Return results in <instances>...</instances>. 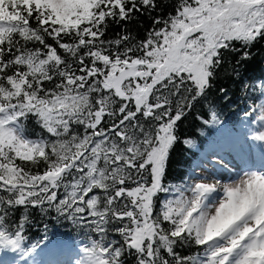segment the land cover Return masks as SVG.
I'll use <instances>...</instances> for the list:
<instances>
[{"label": "snow or ice", "instance_id": "6c2138e0", "mask_svg": "<svg viewBox=\"0 0 264 264\" xmlns=\"http://www.w3.org/2000/svg\"><path fill=\"white\" fill-rule=\"evenodd\" d=\"M256 56L264 0H0V264H45L34 213L79 237L47 264H264V168L171 177L197 105L224 127L223 65L235 142L264 146V78L240 70Z\"/></svg>", "mask_w": 264, "mask_h": 264}, {"label": "trees", "instance_id": "16d2710c", "mask_svg": "<svg viewBox=\"0 0 264 264\" xmlns=\"http://www.w3.org/2000/svg\"><path fill=\"white\" fill-rule=\"evenodd\" d=\"M255 50L253 49V51ZM232 59L234 62L236 57H232ZM240 70L243 72V78H264V57L256 56L253 60L242 63ZM230 71V65L226 64L221 66L218 73V80L215 82V86L211 89L208 96V102L215 103L217 111L224 122L223 129L217 130V126L204 125L201 120L195 118L196 114L199 113L205 119H208L209 115L206 108L197 105L193 109V114L189 115L182 122L181 126L182 134L192 139L193 146L177 145L176 152L173 156L171 172V177H175L176 179L172 182H178L185 174L192 173L205 153L210 151L217 141L225 138L224 133L226 131L234 132L239 126V113L237 109L243 108L244 106V93L241 90L240 83L233 76L226 74ZM219 88H225L227 90V96L230 99L225 100V94L220 93ZM198 129H203V134ZM34 216L38 223L29 229L27 233L31 237V240L35 241L42 237L44 224H47L49 241H54L55 243L69 241L72 244H76L79 240L76 230L69 222H58L50 218H45L41 221L38 214L34 213Z\"/></svg>", "mask_w": 264, "mask_h": 264}, {"label": "rangeland", "instance_id": "374dc122", "mask_svg": "<svg viewBox=\"0 0 264 264\" xmlns=\"http://www.w3.org/2000/svg\"><path fill=\"white\" fill-rule=\"evenodd\" d=\"M238 128L239 126L237 129ZM236 130L234 132L226 131L229 133H224L225 138L221 139V141H217L213 148L205 153L194 168L196 173H199L202 169H207L209 172H214L217 178H227L230 173L234 175L242 168L247 170L245 164L256 170L264 168V157H260L261 155L264 156V146L258 141H251L249 143H244L243 149L241 150L240 144L235 142ZM213 149H215L220 155L224 156L225 161L229 164L228 170L213 167L211 157ZM53 242L54 241H50L49 247L45 249L41 255L37 256L38 260L44 261L45 264H47V258L56 256L57 254H60L61 257L65 259V255L62 253L72 247V245L74 246V244H70V242ZM37 251L39 252L40 250L38 249Z\"/></svg>", "mask_w": 264, "mask_h": 264}, {"label": "bare ground", "instance_id": "6f19581e", "mask_svg": "<svg viewBox=\"0 0 264 264\" xmlns=\"http://www.w3.org/2000/svg\"><path fill=\"white\" fill-rule=\"evenodd\" d=\"M260 157L262 158V157H264V156L261 155Z\"/></svg>", "mask_w": 264, "mask_h": 264}]
</instances>
